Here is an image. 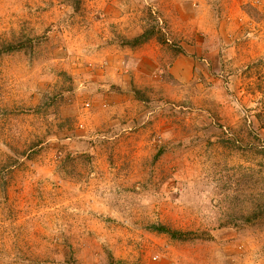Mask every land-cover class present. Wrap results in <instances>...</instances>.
Returning <instances> with one entry per match:
<instances>
[{
  "label": "rangeland",
  "instance_id": "374dc122",
  "mask_svg": "<svg viewBox=\"0 0 264 264\" xmlns=\"http://www.w3.org/2000/svg\"><path fill=\"white\" fill-rule=\"evenodd\" d=\"M260 204L264 0H0V264H264Z\"/></svg>",
  "mask_w": 264,
  "mask_h": 264
},
{
  "label": "trees",
  "instance_id": "16d2710c",
  "mask_svg": "<svg viewBox=\"0 0 264 264\" xmlns=\"http://www.w3.org/2000/svg\"><path fill=\"white\" fill-rule=\"evenodd\" d=\"M149 36L147 35V33L142 34L140 37L135 39V43H140L145 41L146 39H148ZM17 47L13 44L10 45H6L4 47V50H2L3 52H8V51H13L16 50ZM245 223H257V221L261 220V218L264 217V204H260L259 206H256L255 208H253L252 210L247 211V214H245ZM232 225L234 226H238L239 224H237V222H230ZM244 223V222H243ZM154 230L161 232V233H168L170 234V236L172 238L175 239H188L191 235H194L195 232H183V231H179V230H174L169 228L166 225L163 224H157V225H153L152 226Z\"/></svg>",
  "mask_w": 264,
  "mask_h": 264
}]
</instances>
